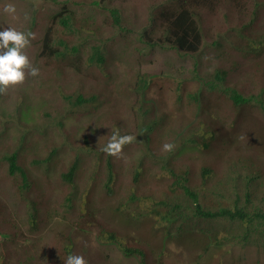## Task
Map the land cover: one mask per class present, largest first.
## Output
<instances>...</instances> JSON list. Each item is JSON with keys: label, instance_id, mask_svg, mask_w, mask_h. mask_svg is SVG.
Listing matches in <instances>:
<instances>
[{"label": "rangeland", "instance_id": "1", "mask_svg": "<svg viewBox=\"0 0 264 264\" xmlns=\"http://www.w3.org/2000/svg\"><path fill=\"white\" fill-rule=\"evenodd\" d=\"M86 1L58 0L56 3L52 0H0V29L13 27L34 33L30 44L23 51L31 65L39 69L37 76L27 75L26 69L23 82L10 85L5 92L0 93V254L6 250L12 264L32 256L40 260L41 264H48L52 262V253L66 238L71 244V254L82 255L88 264H138L136 258L124 256L115 245L99 244L95 237L97 224L93 219L122 234L145 236L153 249L159 245L160 232H154L148 222L128 224L112 212L110 204L114 205L118 197L107 195L106 191L93 192L89 196L88 210H93L95 215L80 211V193L85 180L70 185L60 176V172L74 158L75 151L82 155L81 160L89 161L88 173L96 169L103 182L108 157H111L113 165L142 161L152 171L160 167L157 158L169 155L178 168L191 169L195 165L200 167L212 161H220V171H224L225 161L244 154L243 148L238 153L233 143L238 136L240 142L249 145L264 140V131L260 128L261 123L264 124V116L260 104L255 102L258 98L264 100V54L247 58L241 52L233 56L234 59L231 58L232 63L227 61L223 65L224 61L207 60L206 51H203L202 55H197L201 60L198 72L200 77L189 78L192 74V60L181 59L175 52L158 46L148 47L144 42L145 36L140 40L148 24L147 9L151 0H136V15L131 12L127 20L134 23L135 36L131 40L132 34L128 38H121L126 42L120 43L118 36L109 40L113 48L110 55L106 54L108 66L105 72L97 66H85L84 71L76 73L67 63L57 61L51 62L57 68L56 73L47 71L54 68L46 65L47 59L38 60L36 57L39 50L37 38L49 21L47 15L59 8L61 3L67 2V5L76 9L79 17L85 16L86 13L94 12L93 6L84 3ZM115 2L119 4V0ZM221 3L216 12L222 13L228 8L230 17L232 14L237 15L233 12V3L228 0ZM8 4L15 5V13L4 11ZM244 18L249 21V13ZM248 23L254 30H261L257 25L264 24V16L254 24ZM104 31L111 36L115 30L106 25ZM79 42L81 38L76 41ZM205 49L208 48L202 50ZM215 65L225 71L223 82H217L221 86L220 90L212 92L208 89L195 99L193 93L202 88L200 81L213 78ZM155 73H162L171 79L164 80L163 87L162 82L150 83L145 89L137 87L139 77L140 80H149L151 76H156ZM177 78L184 81L181 90L183 94L179 99L174 84ZM225 86L236 88L243 96L249 97V101L234 106L224 91H221ZM78 94L85 98L94 97L88 102L77 104L75 100ZM65 95L68 96L67 100ZM238 111L241 113L237 114ZM215 114L236 116L232 120L228 118V122L214 117L208 126L211 116ZM200 121L207 126L202 127L207 133L198 142L205 146H208L207 142L221 143L211 146L210 150L207 147L200 153V158L194 161V156H189L191 151H188V147L180 146L179 143L193 139L188 136L189 126L195 127ZM209 131H213V134L210 135ZM116 132L121 136L132 135L135 138L124 144L118 155L101 151V147ZM20 136H23L25 144L21 162L27 171L26 186L22 184L20 175H9L7 162L3 159L10 155ZM165 143L173 145V152L163 148ZM43 144L45 149L42 148ZM48 144L56 148L52 161L32 166V158H43L50 154ZM174 151H181V154L171 158ZM194 155H198V152ZM113 170L117 171L118 167L114 166ZM151 176L154 184L148 177V185L142 184L140 188L143 192L150 191L153 185L152 193L158 195L163 190V184L158 178L155 179L154 174ZM131 179L132 174L122 172L113 183L121 184V192H127ZM66 197L69 199L65 201ZM31 213L35 216V222L31 221ZM167 246L176 258L171 259V264L196 263L197 250L186 242L181 244L173 240L167 242ZM222 249L233 251L239 264L264 262V243L261 241L252 246L235 245ZM58 251L62 252L57 248ZM224 252L221 250L219 254L224 255L221 258L224 260L222 264H229L230 253ZM208 253L212 255L213 248L205 255ZM205 255L200 259V264H213L215 258L205 260Z\"/></svg>", "mask_w": 264, "mask_h": 264}, {"label": "trees", "instance_id": "2", "mask_svg": "<svg viewBox=\"0 0 264 264\" xmlns=\"http://www.w3.org/2000/svg\"><path fill=\"white\" fill-rule=\"evenodd\" d=\"M52 1L58 3V0ZM226 1L164 0L161 3L160 0H151L150 7L148 6L147 9L148 24L140 40L142 41L145 36L144 42L148 47L158 46L175 52L181 59L192 60L190 68L192 74L189 78L200 77L198 72L201 60L197 55H202L203 51H206L207 60L224 61L223 65L227 61L232 63L231 58L241 52L247 58L262 56L264 54V24L255 26L261 30H254L249 27L248 22L254 24L258 18L264 16V1L228 0L234 4L233 12L237 14H232V17L229 16L228 8L222 13L216 12L221 2ZM84 3L93 6L94 12L79 17L73 6L63 2L59 8L47 15L49 21L36 42L39 45L37 59H47L46 65L54 68L46 69L47 71L56 73L57 68L51 62L57 61L67 63V66L73 68L76 73L84 71L85 66H97L105 72L108 66L106 54L110 55L113 48L109 40L118 36L122 43L126 41L121 38H128L132 34L131 40L135 36L134 23L127 20L131 12L136 15V0H119L118 5L115 4V0H88ZM248 13L249 21L244 18ZM97 15L99 17L96 18ZM234 18H236L235 21ZM106 25L114 27L115 31L111 33V36L104 31ZM63 35L69 37V40ZM80 38L81 42L76 43ZM205 47L208 49L202 50ZM217 67L218 65L214 66L215 72L212 79L203 77L205 80L200 81L202 88L193 93L195 99L208 89L212 92L220 90L221 86L217 82H223L225 71ZM155 74L156 76H151L149 80H140L139 77L137 87L145 89L150 83L158 84L159 82H162L163 87L165 85L163 81L171 79L162 73ZM178 79L181 78L172 79L176 86L177 99L183 94L181 90L184 85V81ZM209 85L212 87L209 88ZM222 90L234 106H240L250 99L239 93L236 88L225 86L221 88ZM93 97L85 98L78 94L75 103H85ZM64 98L67 100L68 96L65 95ZM255 102L260 104L263 112L261 113L264 116V100L258 98ZM18 110L19 106L17 112ZM206 111L209 112V109ZM238 113L241 112L238 111ZM235 116L236 114L212 115L208 126L214 121V117L228 122V118L232 120ZM261 124L260 128L264 131V124ZM202 127L207 126L201 121L195 127L189 126L188 136H192L193 139L189 140L190 142L179 143L180 146L188 147V151H191L189 156H194V161L200 158V153L207 147V150H210L211 146L221 143L207 142L208 146H205L202 142H198L199 138L207 133ZM209 134L212 135L213 131H209ZM262 134L264 136V132ZM242 136L246 137L243 133ZM22 137L16 140L17 144L10 155L4 156L3 159L7 162L9 175H20L23 179L22 184L26 186L27 171L21 162L23 147H25ZM233 143L237 152H242L243 148L244 154L241 153L225 161L226 166L222 169L224 171H220V164H218V162L221 163L220 161H212L200 167L195 165L191 169L178 168L170 160L169 155L157 158L156 162L160 167L152 171L142 161L113 165L111 157H108L106 178L102 182L96 169L88 173L89 161L81 160L82 155L75 151L74 158L66 169L60 172V176L70 185H75L78 180H85L80 193L82 203L80 211L83 213L95 215L93 210L92 212L88 210L89 196L93 192L106 191L107 195L118 197L117 202L110 206L112 212L122 221L128 224L148 222L154 232H160V243L153 249L145 236L122 234L93 219L97 224L95 236L97 242L101 245H115L124 256L136 258L138 264H171L174 256L171 255L167 242L173 240L181 244L186 242L197 250L195 264H200L202 256L211 248H213V254L205 255V260H211L214 257L213 264H222L224 260L221 258L224 255L219 254L221 250H225L224 253H230L231 256V261L228 263L239 264L233 251L222 248L235 245L252 246L259 241L264 243V140L249 145L240 142L238 136ZM45 144L42 145L43 149ZM48 146L50 154L43 158H32V166L49 164L52 161L56 148L53 144ZM195 152H198V155H194ZM35 154L37 155V152ZM176 154H181V151H174L171 158ZM114 166L118 167L117 171L113 170ZM122 172L132 174V181L127 192H121V184L113 183ZM152 174L163 184V190L158 195L152 193L153 185L150 191L143 192L140 188L142 184L148 185L146 182L148 177L153 183ZM67 199L69 198L66 197L65 201ZM31 221L35 222V216L32 213ZM70 247L68 238L62 239L61 246L57 247L62 252H56V248L54 254L52 253V262L48 264H65L68 256L72 255ZM5 251L3 250L0 254V264H12V260L7 258L10 257L8 252ZM14 264L41 263L32 256L17 260Z\"/></svg>", "mask_w": 264, "mask_h": 264}, {"label": "clouds", "instance_id": "3", "mask_svg": "<svg viewBox=\"0 0 264 264\" xmlns=\"http://www.w3.org/2000/svg\"><path fill=\"white\" fill-rule=\"evenodd\" d=\"M4 11L15 13V5H6ZM33 37L34 33L30 31H19L13 27L0 29V93L5 92L10 85L23 82L26 69L27 75L37 76L39 74V69L31 65L28 56L23 51L30 44V38ZM134 138L132 135L121 136L116 132L100 150L109 155H118L123 145L130 143ZM163 148L171 151L173 145L165 143ZM65 264H88V262L82 255H69Z\"/></svg>", "mask_w": 264, "mask_h": 264}]
</instances>
